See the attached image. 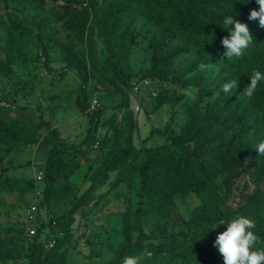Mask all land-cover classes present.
Wrapping results in <instances>:
<instances>
[{"label": "trees", "instance_id": "obj_1", "mask_svg": "<svg viewBox=\"0 0 264 264\" xmlns=\"http://www.w3.org/2000/svg\"><path fill=\"white\" fill-rule=\"evenodd\" d=\"M9 5V0H3ZM52 15L62 22L64 28L85 43V56L90 68L100 77L111 80L118 88H129L134 71L131 65L133 47L137 37L147 40L152 51L150 65L144 69L143 79L161 81L181 80L195 90V97L185 101V120L177 131L173 121L165 128L152 127L147 142L155 133L166 138L158 146L141 145L138 149L132 138L126 142L115 138L96 168V180L87 190L71 199L69 210L58 217L43 222L36 235L27 237L26 245L8 242L0 227V264H79L65 259L55 244L51 254L44 251L46 231L54 222L59 224L66 237L71 236L74 216L90 200V192L96 183L106 184L108 173L126 169L122 177H116L108 192L101 195L98 204L114 192L129 210L140 202L160 214L165 226L173 216L175 196L195 195L199 203L190 217L183 220L186 237L162 230L166 241L149 243L150 250L140 264H223L219 251L214 247L217 233L226 230L227 225L211 229L222 220L241 215L252 218L256 223L254 233L264 239V156L255 146L264 142V80L259 82L251 99L241 96L254 70L264 73V28L259 21L250 20V12L259 10L257 0H114L107 7L100 8L95 0H53ZM37 7L48 5L47 0H30ZM232 16L249 26L253 42L239 57L227 59L222 38L231 34L230 25L225 28L224 19ZM8 50L6 61L0 62L3 71L12 70L15 61L13 52L27 36H36L43 47L46 65L49 69L50 40L43 30L25 25L21 17L8 12ZM139 19L144 21L138 25ZM151 24V25H149ZM1 26V23H0ZM39 27V26H38ZM101 42L102 57L98 52ZM187 57L189 62L183 73L176 75L178 58ZM67 65L73 66L75 57L65 51ZM87 84L89 77L83 73ZM235 80L236 89L230 93L221 91L224 83ZM81 86L75 99L77 108L89 117V128L82 144L90 141L97 130L101 110L90 112L88 108L90 91ZM216 89L208 97L210 89ZM182 94L160 91L153 99L149 116L157 113L165 104L181 103ZM6 104L0 100V147L6 146L9 153L15 144L35 145L42 140L52 144L45 161L42 205L49 208L54 199L77 195L67 182L58 186L57 179L69 166L68 148L61 140L60 130L40 114L36 121L24 116L6 119ZM48 134L42 135L43 130ZM71 158V157H70ZM0 155V164L4 163ZM252 170L256 185L252 193L236 209L224 207L225 200L215 180L223 178L225 187L243 178ZM37 185L32 179H20L15 175L0 176V193L35 191ZM233 211V212H232ZM89 240V238H87ZM144 244L129 237L104 264H123L125 256H136ZM71 252V247H67ZM59 258V261L56 260Z\"/></svg>", "mask_w": 264, "mask_h": 264}, {"label": "rangeland", "instance_id": "obj_2", "mask_svg": "<svg viewBox=\"0 0 264 264\" xmlns=\"http://www.w3.org/2000/svg\"><path fill=\"white\" fill-rule=\"evenodd\" d=\"M95 1L98 7L105 8L114 0ZM47 3L48 5L37 7L30 0H9V5L6 6L0 0V62L6 61L8 54L6 46L10 25L9 11L19 15L27 27L34 28V33L41 27L51 46L48 58L50 70L46 65L41 41L35 35L27 36L21 41L19 46L22 51L13 52L15 61L12 62V70L0 69V100L6 104V119L20 115L36 121L41 114L52 126L58 127L61 140L66 143L69 166L63 170L57 184L61 186L69 182L77 195L70 194L69 197L54 199L47 210L50 219L65 214L70 208L71 199L78 198L96 180V168L115 138L122 142L132 138L138 149L141 145L153 147L166 141L165 137L155 133L147 142H142V139L149 136L152 127L165 128L172 120L178 131L185 120V101L195 97V90L181 80L142 78L144 69L150 65L152 55L147 40L142 36L137 37V43L133 47L131 65L134 75L131 85L129 88H118L111 80L100 77L91 70L84 54L85 43L65 29L62 22L53 18L51 5L58 2L47 0ZM143 21L139 19L138 25ZM101 48L102 44L98 41L100 57ZM65 51L75 57L73 66L67 65ZM188 62L187 57L177 59L176 75L183 73ZM83 73L89 77L87 84ZM84 84L90 91L89 111L101 110L97 130L86 144H82V141L90 125L89 117L75 104ZM160 91L182 94L184 98L181 103L163 105L157 113L149 116L153 99ZM215 91L214 88L210 89L208 97H212ZM94 103L99 104L96 110L92 109ZM46 134L48 130L45 129L42 135ZM51 147L52 144L47 140L30 146L15 144L9 153H5L6 146L0 147V155H4L5 159L0 164V176L15 175L24 180L32 179L43 192L44 182H39L37 176L40 172L44 175L45 161ZM125 173L126 169L110 172L106 184L96 183L95 189L90 192L89 202L74 216L70 237L65 236L58 223L49 226L44 240V251L47 255L52 251L49 244L54 243L55 249L65 259L79 264H104L112 258L127 237L134 242L140 240L144 244L136 253L142 258L150 250L149 243L166 241L161 236L164 228L168 233L186 237L183 235L186 233L183 220L190 217L193 208L199 203L193 194L175 196L173 216L168 220V227L160 214L154 213L146 203L138 202L129 210L123 202L125 199L116 198L114 192L98 204L99 197L108 192L116 177H122ZM215 183L225 200L224 207L230 210L242 204L256 185L251 169L243 178L235 181L231 189L225 187L222 177L217 178ZM34 192L33 189L0 193V227L8 242L27 244L22 229L27 209L35 199ZM259 237L257 250L264 248V239ZM67 247H71V252L66 250ZM220 261H223L221 255Z\"/></svg>", "mask_w": 264, "mask_h": 264}, {"label": "clouds", "instance_id": "obj_3", "mask_svg": "<svg viewBox=\"0 0 264 264\" xmlns=\"http://www.w3.org/2000/svg\"><path fill=\"white\" fill-rule=\"evenodd\" d=\"M259 10L253 9L250 12L249 19L259 21V26L264 28V0H257ZM231 34L222 38V45L226 48L223 56L227 59L239 57L243 54V50L248 48L253 42L249 26L239 20L234 21L232 16H227L224 19L225 28L230 25ZM264 80V73L259 70H254L250 76V83L246 85L241 96L251 99L257 90L259 82ZM237 87L235 80L224 83L221 91L230 93ZM260 156H264V142H260L255 146ZM226 224V230L218 232L214 241L216 247L223 257V264H264V248L257 250V243L260 242V237L256 235L253 229L256 228V223L252 218L247 216H239L230 220H222L219 224L211 226V229H216L220 225ZM142 257L139 255L125 256L123 264H140Z\"/></svg>", "mask_w": 264, "mask_h": 264}, {"label": "built area", "instance_id": "obj_4", "mask_svg": "<svg viewBox=\"0 0 264 264\" xmlns=\"http://www.w3.org/2000/svg\"><path fill=\"white\" fill-rule=\"evenodd\" d=\"M98 107L99 104L94 103L92 109L96 110ZM43 177V172H40V174L37 176V180L40 182L43 180ZM34 197V201L27 209V214L24 221L25 234L29 238L36 235L38 227L43 222H49L47 208L42 205L43 192L40 191L39 187L35 189ZM53 224H55V222ZM53 245L54 243H50L48 247H52Z\"/></svg>", "mask_w": 264, "mask_h": 264}]
</instances>
